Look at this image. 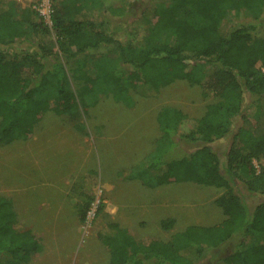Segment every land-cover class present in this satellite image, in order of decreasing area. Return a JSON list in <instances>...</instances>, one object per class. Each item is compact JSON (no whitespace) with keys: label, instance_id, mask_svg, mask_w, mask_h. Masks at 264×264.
<instances>
[{"label":"trees","instance_id":"1","mask_svg":"<svg viewBox=\"0 0 264 264\" xmlns=\"http://www.w3.org/2000/svg\"><path fill=\"white\" fill-rule=\"evenodd\" d=\"M149 1L140 14L145 35L122 44L113 36L114 20L124 15L116 0H50V23L32 3L0 0V145L31 138L46 112L73 115L78 96L70 80L81 86L79 97L94 92L117 101L128 100L129 91L156 96L177 80L198 86L215 100L196 118L162 108L156 116L161 136L132 177L149 188L180 182L222 188L214 204L224 219L148 243L108 222L97 238L108 264H195L230 242L231 250L212 264H264V36L255 35L252 24L264 18V0ZM231 17L236 22L229 25ZM14 43L29 47L11 51ZM102 49L95 67L81 60L69 75L58 57L72 60ZM226 140L220 156L210 145ZM184 143L195 147L187 150ZM73 197L72 191L75 206L85 200ZM253 198L258 201L251 204ZM82 204L85 221L89 204ZM41 249L39 237L17 226L11 199L0 195V264H27Z\"/></svg>","mask_w":264,"mask_h":264},{"label":"rangeland","instance_id":"2","mask_svg":"<svg viewBox=\"0 0 264 264\" xmlns=\"http://www.w3.org/2000/svg\"><path fill=\"white\" fill-rule=\"evenodd\" d=\"M17 1L33 4L35 0ZM149 2L116 0L115 6L124 9V15L113 24L117 41H141L145 30L140 14ZM238 18L248 21L242 14ZM229 20V25L236 22L232 17ZM252 24L254 34L264 36V18ZM26 46L14 43L8 49L20 51ZM100 52H87L72 60L58 57L69 75L77 62H84L81 60L95 67L106 50ZM70 81L78 96L73 115L46 112L31 138L0 145V195L11 199L17 226L30 230L42 242V249L33 253L27 264H108V251L97 238L99 228L108 222L118 223L138 241L148 243L166 241L189 225L208 226L224 219L214 204L223 194L222 188L180 182L143 190L132 177L147 165L161 136L157 113L173 107L189 117H199L204 106L215 100L211 94L177 80L160 88L156 96L129 91L128 100L117 101L94 92L79 97L81 86ZM249 102L245 103L247 113L252 112ZM237 125L235 120L233 131ZM227 144L228 140L210 146L224 156ZM184 146L187 150L195 147L190 143ZM253 164L257 170L261 165ZM236 186L244 194L243 185L239 182ZM72 191L73 198L84 197L82 206L86 201L89 204L85 221L78 212L82 201L75 206ZM257 201L253 198L250 203ZM99 203L102 207L97 213ZM167 222L171 223L169 229L162 227ZM232 246L231 242L224 244L195 264H212Z\"/></svg>","mask_w":264,"mask_h":264},{"label":"built area","instance_id":"3","mask_svg":"<svg viewBox=\"0 0 264 264\" xmlns=\"http://www.w3.org/2000/svg\"><path fill=\"white\" fill-rule=\"evenodd\" d=\"M33 7L36 9L38 15L44 22L50 23V0H35ZM262 72L264 73V69H262Z\"/></svg>","mask_w":264,"mask_h":264},{"label":"crops","instance_id":"4","mask_svg":"<svg viewBox=\"0 0 264 264\" xmlns=\"http://www.w3.org/2000/svg\"><path fill=\"white\" fill-rule=\"evenodd\" d=\"M138 181V180H137ZM139 183H140V185H141V188L143 189V190H146V189H148L149 187H146V186H144L143 184H142V182L141 181H138ZM121 227V226H120ZM131 234V233H130ZM132 235V234H131Z\"/></svg>","mask_w":264,"mask_h":264}]
</instances>
